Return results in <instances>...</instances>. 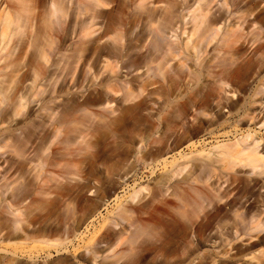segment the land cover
Here are the masks:
<instances>
[{
  "label": "rangeland",
  "instance_id": "obj_1",
  "mask_svg": "<svg viewBox=\"0 0 264 264\" xmlns=\"http://www.w3.org/2000/svg\"><path fill=\"white\" fill-rule=\"evenodd\" d=\"M161 1L147 0L145 5L150 8L148 6L153 4L152 10L165 7ZM169 1L173 5L174 21L177 20L178 24L173 31L163 33L164 43L175 47L182 45L184 49L191 28L188 11L197 4L201 5V0ZM211 1L212 12L224 10L220 1ZM138 8L139 5L123 8L121 18L127 23L120 36L121 58L106 60L105 52L100 58L92 54L88 56L85 54L87 46L83 45L85 40L80 37L71 39L70 36L61 37L63 49L56 56L53 57V52L48 53L45 65L50 72L53 67L57 69L58 85L54 95L52 80L42 81L41 90L47 108L53 111H44L30 103L23 112L26 116L20 114L13 122L17 131L10 134L23 133L22 141L17 144L15 135L5 150L12 162L8 181L17 194L10 204L18 206L10 208L16 223L11 219L7 223L9 216L5 211L8 208L3 199L9 197L0 201V227L8 224L0 234V264H182L184 260L183 264H196L198 257L206 252L210 258H224L216 255L214 240L206 242L203 239L199 251L187 259L185 254L191 242L195 240L196 244L195 235L189 237L187 233H179L177 240L160 252L161 257L156 254L155 239L150 232L146 231L137 238L130 232L122 233L128 224L121 218L120 221L118 209L151 210L152 195L158 185H165L168 181L173 161L180 167L190 160L197 163V160L205 159L202 156H217L216 147L230 145L245 135L258 142V152L264 156V101L262 107H256L254 102L261 95L253 96L255 90L264 91V53L254 56L243 92L222 96L225 108L209 101L208 107L198 109L189 104L185 115H171L168 95L172 85H186L189 76H199L202 61L197 60L193 49L188 47V53L176 52L168 57L158 74L148 72L141 57L146 56L149 37L146 36L147 29L137 19ZM112 19L114 17L97 22L103 28ZM100 31H96L94 37ZM141 32L145 35L143 40L140 39ZM114 37L111 33L108 39ZM100 44L96 41L94 47ZM213 45L214 42L205 57L209 65L215 55L209 51ZM15 46L19 45H9L14 53L12 60L18 58L19 63H26L30 58L27 47ZM106 62L109 65H105ZM177 89L182 88L178 86ZM225 90L230 91V87ZM97 99L103 102L94 104ZM86 100L88 105H85ZM251 112L254 114L249 116ZM68 113L72 114L73 124L64 123L58 127L51 121V118L65 119ZM252 117L256 118L249 123ZM4 129L5 126L1 125L0 130ZM55 131H58L56 138L53 136ZM28 132L30 138L25 136ZM19 144L28 147L30 153L29 164L22 173L16 156ZM47 158L55 160L58 165L51 168L46 185L38 189L34 176ZM68 162L71 163L69 166ZM187 166L189 169L191 163ZM232 174V171L222 170L217 184L225 185V188L227 184L224 182ZM238 174L243 180L241 193H245L252 187L250 180L255 175L249 170H240ZM232 186L227 188L230 193ZM263 186L264 183H258L256 192L263 194ZM40 229L58 234L39 236L37 231ZM226 231L230 232V228ZM118 234H123V239H117ZM112 240L113 243L117 240L116 247L111 245L114 250L108 252ZM248 244L244 239H233L231 253L238 249V254L231 264H254L249 263ZM255 249L257 253L264 247Z\"/></svg>",
  "mask_w": 264,
  "mask_h": 264
},
{
  "label": "bare ground",
  "instance_id": "obj_2",
  "mask_svg": "<svg viewBox=\"0 0 264 264\" xmlns=\"http://www.w3.org/2000/svg\"><path fill=\"white\" fill-rule=\"evenodd\" d=\"M219 1L224 10L216 9L212 12V1L201 0V5L197 4L192 11H188L191 15L189 18L191 28L187 33L183 49L182 45L175 47L164 43L163 33L173 31L178 24L177 20L174 21L175 15L171 12L173 5L169 0L161 1L165 7L154 10L151 9L153 4L148 6L150 8L146 7L147 0H0V126H5L4 130H0V201L2 202L1 199L5 196L10 198L3 199V202H7L8 209L5 211L9 216L7 223L9 219L16 223L13 218L15 214L10 208H15L18 204H10V200L17 194L8 181L12 162L8 159V151L5 150L8 149L10 139H14L16 135L18 144L22 141L23 134L10 135L11 132L17 131L13 122L20 114L21 117L26 116L23 112L30 103L44 111H53L46 106L41 83L54 81L52 91L54 95L58 85L57 69L53 67V71L50 72L45 63L49 52H53L54 57L63 49L61 37L70 36L71 39L80 37V40H85L83 45L87 46L85 54L88 56L92 54L100 58L105 52L106 60L121 58L120 36L126 29L127 23V20L121 18L124 15L123 8L139 5L137 19L147 29L146 36L149 37L145 48L146 56L141 57V62L147 67L148 72L158 74L168 57L176 52L188 53V47L193 49L197 60L200 58L202 61L199 76L196 77L195 74L189 76L186 85H172L168 95L170 114L185 115L189 104L199 109L208 107L209 101L213 105L225 108L221 102L222 96L243 92L244 81L249 75L254 56L264 53V0H218L217 3ZM113 17L114 19L104 24L103 28L99 27L98 20ZM227 20L229 22L226 23ZM99 29L101 31L94 37ZM111 33L115 37L108 39ZM144 36V32H141L140 39ZM55 39L58 41L55 42ZM96 41L101 44L94 47ZM213 42L214 45L209 51H213L215 55L213 63L209 65L205 57ZM10 43L19 45L15 48L27 47L30 58L26 63H19L18 58L12 60L14 53L9 47ZM80 46L81 44L78 47ZM41 61L44 62L43 65ZM105 65L109 63L106 62ZM199 80H202V83ZM178 86L182 89H177ZM225 87H230V91L226 92ZM259 94L260 98L254 102V105L257 103L256 107L258 105L262 107L264 101V91L259 93L255 90L253 96ZM87 102L88 100L85 105L89 104ZM102 102L101 99H97L94 104ZM253 114L251 112L248 115ZM71 115V113L66 114L65 119L51 118V121L58 127L64 123L73 124ZM255 118L252 117L249 123ZM57 133L58 131H55L53 134L54 138ZM25 136L30 138L31 133L28 132ZM248 140L250 142H247ZM26 142L32 143L31 140ZM216 148L217 156H202L205 159H199L197 163H194L195 160H190L179 167L173 161L168 181L165 185L161 184L163 186L158 185L152 195L151 210L122 207L118 209L119 219L128 224L127 228L122 229V233L130 232L137 238L146 231L150 232L155 239L153 246L159 256L162 250L165 251V248L170 247L177 240L179 233H187L189 237L195 235L196 244L195 240L191 242L185 254L187 259L199 251L203 239L206 242L214 240L213 248L217 251L216 255L224 258L216 260L210 258L206 252L198 257L196 264H231L238 254V249L231 253L234 250L231 245L233 239H244L250 245L249 263L264 264V250L255 253L257 246L264 247V193H257L255 190L258 183H264V156L258 152V142H255L250 135L242 136L230 145ZM28 151L29 148L24 145L19 144L17 147L16 156L20 160L18 163L20 173L29 164ZM48 158L41 163V170L34 176L38 182V189L46 185L51 168L58 165L55 160ZM189 163L191 167L188 169ZM222 170L233 173L228 175L224 182L227 184L225 188V185L217 184ZM240 170H249V173L255 175L250 180L253 183L252 187L245 193H241L240 190L243 181L238 174ZM40 183L42 185H39ZM231 185H233L232 193L227 190ZM24 201L25 199L21 200L20 204ZM205 210L209 211L205 212ZM7 223L0 227V234L7 229ZM228 228L230 232H224ZM37 234L56 236L58 233L40 229ZM123 234L120 236L118 234L117 239H123ZM113 240L109 244L108 252L114 250L117 240L114 243ZM164 253L163 255L168 254ZM166 258L169 259V256ZM184 262L185 260L182 264Z\"/></svg>",
  "mask_w": 264,
  "mask_h": 264
}]
</instances>
